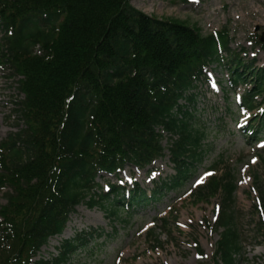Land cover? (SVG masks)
Wrapping results in <instances>:
<instances>
[{"label": "trees", "instance_id": "obj_1", "mask_svg": "<svg viewBox=\"0 0 264 264\" xmlns=\"http://www.w3.org/2000/svg\"><path fill=\"white\" fill-rule=\"evenodd\" d=\"M0 35V66L17 78L23 97L14 109L17 131L0 141V191L8 189L0 264H30L81 204L120 220L122 189L103 193L96 179L160 158L161 132L170 136L175 175L155 186L152 199L179 187L205 152L192 111L206 65L227 70L231 87L251 86L248 109L254 97L264 98V68L232 51L225 30L203 36L184 22L147 16L130 0H0ZM235 191L228 171L193 195L198 202L221 198L214 264H236L241 253ZM129 202L151 201L136 185ZM255 210L264 241L263 191ZM102 235L81 232L63 241L55 258L35 264H68Z\"/></svg>", "mask_w": 264, "mask_h": 264}, {"label": "rangeland", "instance_id": "obj_2", "mask_svg": "<svg viewBox=\"0 0 264 264\" xmlns=\"http://www.w3.org/2000/svg\"><path fill=\"white\" fill-rule=\"evenodd\" d=\"M130 2L148 16L184 22L197 28L203 36L225 30L231 50H244L241 56L247 63L254 60L255 66H264L261 47L264 42V0ZM213 67L207 71L210 81L197 86L196 90L195 111H192L196 120L194 127L204 135L201 145L205 152L201 162L192 169V175L158 201L143 207H130L134 211L131 218L121 212L120 220L111 221L99 209L89 210L85 205L77 207L69 218L64 237L49 241L36 260L56 256L61 241L73 238L75 233L101 229L103 237L79 249L68 264H212L219 235L214 223L221 208L220 197L198 202L193 195L215 175L222 176L230 171L237 185L234 212L241 239V253L235 257L236 264H264V241L256 236L254 210L257 197L264 192V138L258 139L260 142L251 140L238 128L249 117L258 114L259 109L242 114L236 100L245 88L230 90L225 71ZM10 74L0 68V141L16 131L14 103L21 99L17 79L11 78ZM263 134L264 131L259 137ZM169 143L164 135L162 147L167 149ZM211 169L219 171L208 179ZM174 174L165 152L164 158L144 170L125 167L119 175L98 178L97 183L103 188L118 182L129 185L138 182L144 190H151L153 181L163 182ZM3 194L1 191L0 206L6 203Z\"/></svg>", "mask_w": 264, "mask_h": 264}]
</instances>
